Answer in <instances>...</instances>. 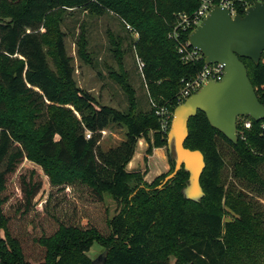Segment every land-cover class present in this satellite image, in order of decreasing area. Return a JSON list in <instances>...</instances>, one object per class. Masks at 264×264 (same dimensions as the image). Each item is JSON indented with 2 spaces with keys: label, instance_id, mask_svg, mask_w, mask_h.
Listing matches in <instances>:
<instances>
[{
  "label": "trees",
  "instance_id": "trees-1",
  "mask_svg": "<svg viewBox=\"0 0 264 264\" xmlns=\"http://www.w3.org/2000/svg\"><path fill=\"white\" fill-rule=\"evenodd\" d=\"M198 1L0 0V264H92L87 253L95 242L107 252L105 264H167L172 256L175 264H264L263 212L225 187V163L217 145L222 139L231 148L235 179L263 190L264 120H251L248 130L237 125L233 144L202 112L189 119L183 146L200 151L205 163L199 202L181 194L188 179L183 169L158 188L173 171L168 150V173L147 184L143 174L126 167L140 139L147 144L144 161L153 149L166 148L167 134L160 130L155 109L136 111L134 90L121 75L114 79L127 96V113L100 105L77 87L59 31L67 9L93 16L113 13L137 33L133 47L144 64L141 74L150 104L173 112L183 81L203 66L202 60L183 62L177 52L190 31L172 37L176 16L194 12ZM231 1L240 15L243 3L252 4ZM240 60L264 105V53L258 65ZM110 122L122 125L125 137L103 151L101 132ZM25 159L48 179L49 193L40 210L33 200L42 180L34 174L20 178L21 199L11 202L10 178ZM104 194L121 206L110 219ZM224 216L230 220L224 223ZM49 221L54 230L47 233ZM13 222L24 224L21 233H14Z\"/></svg>",
  "mask_w": 264,
  "mask_h": 264
},
{
  "label": "rangeland",
  "instance_id": "rangeland-1",
  "mask_svg": "<svg viewBox=\"0 0 264 264\" xmlns=\"http://www.w3.org/2000/svg\"><path fill=\"white\" fill-rule=\"evenodd\" d=\"M3 22H7V20H3ZM39 30L41 32L43 31L41 29ZM59 31L63 34L66 54L71 60L70 64L73 68V79L77 87L90 93L100 105L108 106L122 113H127L129 110L127 96L123 93L116 79H114V76L119 77V75H121L123 79L126 78L127 83L134 90L137 106L136 111L148 112L150 110V99L146 83L141 74L144 64L136 55L133 47L138 38L134 29L124 24L111 12H106L101 16H93L80 9H67L59 24ZM82 42L84 43L83 46L81 45ZM47 51L50 52V49L45 46V52L47 53ZM48 63L52 67L49 58ZM67 108L73 110L70 106H67ZM21 115L24 116L25 113L22 112ZM75 116H77L76 113ZM41 121L42 120H38L36 122L37 125L40 124ZM242 121V117L237 118L236 128L237 125L240 126ZM125 132L126 129L122 125L110 122L105 130L101 132L99 141L100 148L106 151L109 148L117 147L124 140ZM149 136L152 138V133H150ZM139 141L144 142V144L146 143L143 139L138 140V142ZM217 145L225 163L222 171V180L225 187L236 194L242 193L244 198L250 201L259 212H263L262 218L264 220V189L258 191L255 186H248L243 181L240 182L235 179L232 176L233 152L231 148L222 139L217 140ZM139 148L135 151V156ZM170 154V160L174 165V152L171 151ZM144 158L145 157H143L139 169L134 171L140 172L141 175L143 174V182L151 184L153 181L147 182L144 180L145 174L143 172L147 170V161H144ZM260 171H263L264 174L262 168ZM31 174L39 176L42 180V189L33 200V205L40 210L49 193L48 179L39 166L27 159H25L21 165L18 166L17 171L11 175L9 195L12 196V204H14L15 200L19 202L21 199L18 189L20 178L28 177ZM134 182L133 180V185L135 184ZM103 200V207L107 210L108 218L110 219L118 213L121 206L108 194L103 195ZM13 211L14 209L12 208L8 209V215L10 214V216H12ZM229 220V216L223 217L224 223ZM85 221L86 220H80L82 224H84ZM12 226L16 229L14 233L18 232L19 234L22 232L24 224L13 222ZM53 230L54 224L49 221L46 232L50 233ZM29 248V244L26 245L27 252ZM104 251V246L95 242L89 249L87 256L93 261ZM167 264H175V257H170Z\"/></svg>",
  "mask_w": 264,
  "mask_h": 264
},
{
  "label": "water",
  "instance_id": "water-1",
  "mask_svg": "<svg viewBox=\"0 0 264 264\" xmlns=\"http://www.w3.org/2000/svg\"><path fill=\"white\" fill-rule=\"evenodd\" d=\"M188 42L202 54L204 64H222L224 76L220 82L209 81L174 108L166 140V150L174 152V168L158 188L183 168L189 176L181 194L186 200L199 202L203 197L199 179L205 163L200 151L183 146L189 119L197 111L202 112L210 126L233 144L237 143V118L264 120V105L259 102L240 60L248 59L255 65L260 62L264 52V2L255 3L243 15L233 17L228 8L214 6L190 32ZM106 253L100 254L92 264H105Z\"/></svg>",
  "mask_w": 264,
  "mask_h": 264
},
{
  "label": "built area",
  "instance_id": "built-area-1",
  "mask_svg": "<svg viewBox=\"0 0 264 264\" xmlns=\"http://www.w3.org/2000/svg\"><path fill=\"white\" fill-rule=\"evenodd\" d=\"M264 0H252V4L243 3L244 11L246 8L254 5L255 3H261ZM198 8L190 13H179L176 16L175 29L173 31V38H178V33H186L193 31L197 26L201 24L203 19L209 14L210 10L214 6L221 8H228L230 10V15L233 17L236 13L232 8L231 0H199ZM177 52L181 60L185 63L196 62L199 60L203 61L202 69L193 77L188 80L183 81V86L178 95L177 103L182 104L187 100L192 94L198 92V90L209 81L220 82L224 76V66L222 64H204L203 56L200 52L195 50L189 45L187 41L186 44L180 43L177 47ZM141 69V66H140ZM152 107L155 109V114L159 118L160 130L162 133L168 134L171 121L173 117V112L166 106H156L151 103ZM243 121L240 124L241 128L248 130L251 127V119L242 117ZM90 137V133L86 134V138Z\"/></svg>",
  "mask_w": 264,
  "mask_h": 264
},
{
  "label": "crops",
  "instance_id": "crops-1",
  "mask_svg": "<svg viewBox=\"0 0 264 264\" xmlns=\"http://www.w3.org/2000/svg\"><path fill=\"white\" fill-rule=\"evenodd\" d=\"M140 145V148H139ZM146 143L139 141L136 147V150L139 148V151L135 153L128 163L126 170L131 172L134 170H138L139 166L144 157V150L146 149ZM135 150V151H136ZM147 170L144 175V180L147 182L153 181L155 178L162 174H166L169 171V161L166 154V149L163 148H155L152 150V154L147 156Z\"/></svg>",
  "mask_w": 264,
  "mask_h": 264
}]
</instances>
